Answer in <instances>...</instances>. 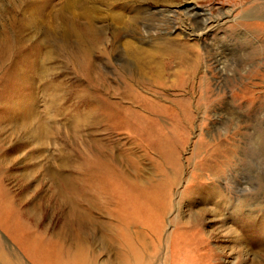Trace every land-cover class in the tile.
Wrapping results in <instances>:
<instances>
[{"label": "rangeland", "instance_id": "rangeland-1", "mask_svg": "<svg viewBox=\"0 0 264 264\" xmlns=\"http://www.w3.org/2000/svg\"><path fill=\"white\" fill-rule=\"evenodd\" d=\"M34 1L50 2L53 10L75 3L70 14L81 23L89 19L96 40L88 76L78 40L70 35L68 51L78 67H60L56 59V69L37 80L34 116L46 130L39 142L31 131L36 123L9 132L23 106L12 114L11 102L0 113L9 114L0 133V207L19 222V246L0 227L3 245L24 264H33L30 258L57 264H264V21L229 22L219 33L231 37L222 46L212 35L196 40L181 32L192 25L183 17L190 5L234 18L261 0H0V6L31 14ZM235 29L246 35L235 38ZM52 39L27 32L24 47L61 42ZM182 47L186 58L179 60L175 51ZM133 51L152 55L149 70H141ZM125 77L144 80L136 95L146 106L137 102L134 109L152 113L163 128L161 150L144 153L122 130L80 122L103 92L108 101H119ZM48 82L55 92L45 90ZM261 141L262 149H254ZM88 144L91 154L101 149L116 156L126 180L101 191L86 180Z\"/></svg>", "mask_w": 264, "mask_h": 264}, {"label": "bare ground", "instance_id": "bare-ground-1", "mask_svg": "<svg viewBox=\"0 0 264 264\" xmlns=\"http://www.w3.org/2000/svg\"><path fill=\"white\" fill-rule=\"evenodd\" d=\"M34 2L29 4L30 7H33L31 10H36L35 13L31 11V14H29V11H20L19 8L17 9L16 7L5 9L0 6V36L2 38L0 41V113H2L7 106H10L11 102L14 104L12 108L10 107V113L12 114L17 112L20 106H23L24 111L17 113V119L12 117L10 120L9 132L10 134L16 133L19 132V129L31 128V125L36 123V126L31 131L36 137L37 142H39L41 137L44 136L46 130L44 128L45 126L41 124L42 122L40 121L39 116H34V114H36L34 102L36 97H34V93L31 94L32 89L34 88L37 80H43L50 74V71H54L56 69V65L54 64L56 59H60V67L62 66L65 68L68 64L76 68L78 67L79 64L77 58L75 56H71L68 51L67 39L70 35H74L75 39L77 38L78 40V52L84 58L83 65L85 67V76H88L90 68L89 58L91 55L90 53L92 52L90 44L93 42L94 45L96 39L94 36L95 33L93 25L89 19H87L86 23H81L79 21V16L70 14V9L73 10L77 8L75 3L62 4L59 10H53L54 6L50 2H43L40 3V5L37 4V1ZM35 14H39V16L34 17L33 15ZM230 15L231 14L227 12H222L212 16L207 10L197 9L194 5H190V7L185 8L183 17L185 19H189L192 22V25L186 24L188 27L183 26L181 28V32L188 34L187 36L196 40L207 39L212 35L216 38L222 39L219 43V46H222L231 37L227 36L225 38H221V36L219 37V33L223 32L221 31L223 26L229 22L250 23L255 20L264 21V0H261V5L253 6L243 11V15L241 17L233 18L230 17ZM34 18H38L37 20L41 21L39 28L33 26L35 22L39 23V21H34ZM169 21L173 22L174 20L171 18ZM174 28L176 29L177 27ZM27 32H33L34 34L40 32L46 39L59 37L61 38V42L59 45H57L58 43L56 45L53 44V47L41 48L40 45H34L31 46L30 49H25L24 43ZM232 35H234L235 38H242L246 35V32H241L240 30L235 29ZM183 49L184 48L182 47L178 51H175V57L179 60H184V58H186ZM137 52L133 51L131 53L132 57L139 61L143 72L149 70L148 61L152 55L150 57L148 56V60L147 56L145 57V55ZM194 64L195 61L193 62V65ZM30 73L34 74L36 79L32 78V76L29 75ZM142 79L140 78L135 80L125 77L124 91L119 101H108L106 98L107 94L104 92L101 94L102 97L92 98L94 107L89 114L87 113L80 117V122H85V124L90 125H102L106 129L122 130L139 141L140 148L144 153L149 148L161 150L160 141L162 139L161 133L163 128L157 124V120L152 116V113L147 112L142 108H139L140 110L134 109L137 102H141L146 106L145 99L142 96L136 95V88H140L144 84V80ZM17 84L19 85L18 88L16 87ZM45 86L46 91L47 89H51L52 92H55L57 89L56 86L50 82L46 83ZM24 92H27V94ZM54 99L55 94H53L52 99L50 98L51 104L54 102ZM184 105L188 106V103H185ZM160 109L167 111L166 108ZM94 112L96 114L99 113L98 118H91V115H93ZM187 112L189 113L188 109ZM0 118V133H3V126L9 121V114ZM188 118H190V113ZM90 125L87 126L90 127ZM87 126L85 128H87ZM88 132L89 131H87V133ZM260 139L262 140V138ZM3 140L4 139H1V141ZM262 143V141L260 144L256 142V144H253L252 146L254 149L260 150L262 149ZM90 151L91 144L85 145L83 152V175L86 180L93 183L96 182L95 187L99 188L100 191L104 186L115 184L117 181L126 180L123 173L126 172V170L123 171L120 166L121 164H117L116 156H114L111 152L110 154L108 150L106 152L101 149L97 151L95 150L96 153L94 154H91ZM1 153L4 154L3 152ZM126 164L133 170L138 169L137 163L132 161L130 158L126 159ZM63 165H65V162H63ZM127 183L134 186L133 182ZM3 193L4 190L0 185V197ZM16 216L17 215L8 212L7 209L3 210L0 207V227L19 246V222L17 223ZM259 229L264 232V225L263 227H259ZM256 241L257 243L255 244H259L258 240ZM34 246L42 248V245L39 244H35ZM24 250L25 249H23V251ZM24 253L27 257H30L26 251H24ZM30 259L33 264H57L43 259ZM0 264L24 263L13 249L6 247L0 241Z\"/></svg>", "mask_w": 264, "mask_h": 264}]
</instances>
